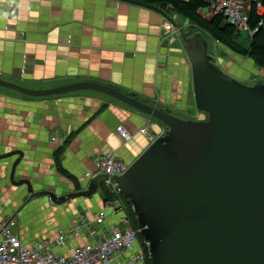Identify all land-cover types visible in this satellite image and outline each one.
Listing matches in <instances>:
<instances>
[{
  "label": "crops",
  "instance_id": "1",
  "mask_svg": "<svg viewBox=\"0 0 264 264\" xmlns=\"http://www.w3.org/2000/svg\"><path fill=\"white\" fill-rule=\"evenodd\" d=\"M198 13L207 21L213 17L206 8ZM175 16L182 31H199ZM164 20L150 8L120 0H0V80L35 91L96 83L170 115L201 121L186 53L181 45L164 41ZM216 63L243 80L240 65L220 58ZM119 126L130 140L119 137ZM141 129L155 138L165 132L160 122L99 92L30 97L0 87V155L20 153L16 180H29L33 189L28 194L25 186H12L8 180L17 155L0 160V219L22 218L14 232L27 246L67 235L81 216L93 219L103 206L101 182L95 195L61 205L34 193L61 196L86 189L97 159L106 153L128 167L151 144ZM66 239L74 246L90 242L84 227L80 237ZM52 250L68 253L66 247Z\"/></svg>",
  "mask_w": 264,
  "mask_h": 264
},
{
  "label": "water",
  "instance_id": "2",
  "mask_svg": "<svg viewBox=\"0 0 264 264\" xmlns=\"http://www.w3.org/2000/svg\"><path fill=\"white\" fill-rule=\"evenodd\" d=\"M150 8L175 30L191 68L194 107L206 119L184 121L110 87L76 83L35 91L0 80V87L30 97L90 90L107 95L160 122L155 139L120 177L99 175L78 192L47 196L61 205L95 195L98 184L113 180L130 202L150 264H264V79L245 86L226 74L214 58V46L202 32L188 37L167 6ZM8 180H16L20 153Z\"/></svg>",
  "mask_w": 264,
  "mask_h": 264
},
{
  "label": "built area",
  "instance_id": "3",
  "mask_svg": "<svg viewBox=\"0 0 264 264\" xmlns=\"http://www.w3.org/2000/svg\"><path fill=\"white\" fill-rule=\"evenodd\" d=\"M206 2V9L212 16H222L237 32L246 30L249 36L255 32L248 28L250 7L253 5L255 13L264 16V4L261 0H206ZM261 24L262 21L259 25ZM161 29L164 41L168 45L179 42L175 30L168 21H163ZM139 132L146 135L150 143L158 138L148 134L145 129ZM116 133L125 141L131 138L122 126L116 128ZM127 168L115 154L106 153L97 159L96 173L90 178L99 175L120 177ZM101 183L115 194L116 198L110 201L103 200L102 209L93 219L79 217L67 235L60 234L54 239H44L34 246H27L14 232L17 226L16 217L0 219V264H146L149 259L147 244L142 241L144 244L142 246L138 241L139 230L130 228L124 203L119 197L118 186L111 179ZM111 217L115 220L110 221ZM106 221L109 224L104 229ZM82 227L86 229L90 242L76 246L68 244L66 236L80 237ZM54 247H66L68 253L56 254L52 250Z\"/></svg>",
  "mask_w": 264,
  "mask_h": 264
},
{
  "label": "trees",
  "instance_id": "4",
  "mask_svg": "<svg viewBox=\"0 0 264 264\" xmlns=\"http://www.w3.org/2000/svg\"><path fill=\"white\" fill-rule=\"evenodd\" d=\"M143 4L158 7L159 5H166L173 15H178L190 21L196 28L197 32H202L205 37L223 47L234 54L241 57L248 58L257 66L264 69V16L255 13V8L252 5L249 10L248 28L255 31L253 35L249 36L248 49H241L233 42V37L239 32L227 24L222 16H213L209 21L204 20L198 13L202 8H206V0H134ZM264 4V0H261ZM262 21V24L259 23ZM188 36V35H187ZM189 37V36H188ZM209 40V41H210ZM101 195L104 201H110L116 198L115 194L111 193L103 183L99 185ZM119 197L124 203L125 214L129 221V226L133 230L138 229L136 217L132 211L130 202L120 193ZM138 241L144 246L140 236ZM146 251V250H145ZM146 264H150L149 259Z\"/></svg>",
  "mask_w": 264,
  "mask_h": 264
},
{
  "label": "rangeland",
  "instance_id": "5",
  "mask_svg": "<svg viewBox=\"0 0 264 264\" xmlns=\"http://www.w3.org/2000/svg\"><path fill=\"white\" fill-rule=\"evenodd\" d=\"M172 17L176 21L178 20L175 15H173ZM178 24H182L181 20H180V22ZM183 31H185L188 34V36H192L198 30L195 31V29H192V28L189 27V28L183 29ZM249 40H250V37H249L248 31H246V30L240 31L237 35H235L233 37V42L235 44H237L241 49H248ZM210 42L214 46V54H213V56H214L215 59L220 58L223 61L228 60L234 65H240V67H241L242 71L244 72V74L241 77L243 80L242 81L237 80L238 82H240L241 84H243L245 86L250 87V86H253L257 81H259L261 79H264V72H262L264 69L259 67V66H256V64L254 65L253 61H251L248 58H244V57H241V56H239L237 54H234L231 51H229L228 49H226L225 47H223V46H221V45H219V44H217V43H215V42H213L211 40H210ZM177 44L181 45L179 42H177ZM181 47H182V45H181ZM224 51H226L227 55L231 54L230 56L233 57L234 59L233 58L232 59L231 58H227V56L225 55ZM235 56H237V58H235ZM203 115L204 114H202L201 119L204 118ZM171 116H174V117H176V118H178L180 120H184V121H194L193 120L194 117H193V119H190L189 115L185 116V115H182V114L171 113ZM165 130H166V128H165ZM71 203H72V201L67 203L66 206L64 207V209H67V211H69L68 208L72 207ZM55 209L60 210L61 208H55ZM17 214H19V212H17ZM31 214H34V212L32 211ZM17 223H18L19 226L20 225L22 226V223H23L22 218H18L17 219ZM29 230H34V229L31 226L29 228Z\"/></svg>",
  "mask_w": 264,
  "mask_h": 264
},
{
  "label": "flooded vegetation",
  "instance_id": "6",
  "mask_svg": "<svg viewBox=\"0 0 264 264\" xmlns=\"http://www.w3.org/2000/svg\"><path fill=\"white\" fill-rule=\"evenodd\" d=\"M204 119H206L205 115H204Z\"/></svg>",
  "mask_w": 264,
  "mask_h": 264
}]
</instances>
